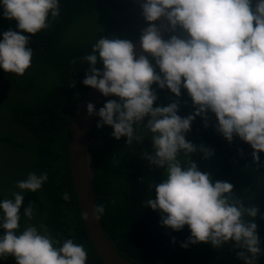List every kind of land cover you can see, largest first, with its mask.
Wrapping results in <instances>:
<instances>
[{"label": "clouds", "instance_id": "obj_1", "mask_svg": "<svg viewBox=\"0 0 264 264\" xmlns=\"http://www.w3.org/2000/svg\"><path fill=\"white\" fill-rule=\"evenodd\" d=\"M140 8L146 23L139 35L144 54L137 55L131 40L104 35L83 57L88 67L82 83L103 98L116 97L98 109L88 102L87 115L98 116L97 128L110 126L111 135L126 137L129 146L150 137L151 151L141 155L163 169L165 179L149 184L155 198L144 204L158 211L162 226L177 232L188 227L190 235L180 247L202 242L215 249L231 242L243 264H257L264 255L255 219L259 209L233 199L231 183L213 181L198 169L190 154L199 151L206 159L213 150L194 145L185 134L197 116L207 127L210 112L215 130L229 143L235 136L249 144L253 162L264 166L258 154L264 153V0H141ZM0 10L5 19L16 21L17 29L0 33V69L23 76L33 48L30 36L21 32L35 35L48 29L60 15V0H0ZM161 18L167 21V39L161 35L164 26L154 23ZM153 84L177 98L185 89L194 111L178 115V99L154 107ZM47 180V172H29L16 181L20 191L0 199V260L12 256L16 264H87L83 244L55 239L44 222L20 230L21 215L27 220L35 215L32 202L21 213L23 193L38 191ZM62 198L70 200L69 193ZM104 212L103 204L94 206L96 220Z\"/></svg>", "mask_w": 264, "mask_h": 264}, {"label": "trees", "instance_id": "obj_2", "mask_svg": "<svg viewBox=\"0 0 264 264\" xmlns=\"http://www.w3.org/2000/svg\"><path fill=\"white\" fill-rule=\"evenodd\" d=\"M141 0H60V15L51 21L48 29L30 36L33 48L31 66L23 76L6 73L0 69V199H10L16 181L29 172L37 175L47 172L48 180L36 192L25 191L23 208L32 202L35 215L27 220L21 215L20 230L28 224L44 222L51 235L61 242L72 239L83 244L87 264H106L96 252L86 229L69 166V129L73 113L80 98L89 86L85 78L87 61L92 45L102 36H115L134 42L146 23L141 15ZM2 11V10H0ZM16 29V21L0 15V33ZM176 34H179V30ZM166 33L165 39L168 38ZM98 67H101L98 65ZM157 92V105L166 106L179 100L178 115L187 116L194 111L191 98L185 89L175 97L167 88ZM108 99L104 97L99 108ZM100 118L95 116L90 145L91 165L94 171L93 187L97 205L103 204L100 217L103 227L115 248L128 259L140 264H243L236 256L239 249L226 243L213 249L207 243L180 247L190 235L185 226L181 231L160 224V214L144 201L155 198L150 183L165 179L164 170L150 166L141 155L151 151V139L126 144V137L119 140L112 135V128L96 127ZM214 114L208 113L207 127L197 116L185 139L194 145H205L213 155L203 158L197 151L189 158L202 172L211 174L213 181H227L233 185V199L246 207L259 209L255 218L257 234L264 249V166L252 160V148L238 137L229 143L215 130ZM25 154L23 159L19 156ZM264 164V153H258ZM182 163H186L183 156ZM18 160V161H17ZM12 168V169H11ZM9 173L3 175V170ZM8 177L13 182L3 186ZM68 192L70 200L62 194ZM245 219H251L245 217ZM174 238V242H173ZM0 264H16L8 256ZM257 264H264V255Z\"/></svg>", "mask_w": 264, "mask_h": 264}, {"label": "water", "instance_id": "obj_3", "mask_svg": "<svg viewBox=\"0 0 264 264\" xmlns=\"http://www.w3.org/2000/svg\"><path fill=\"white\" fill-rule=\"evenodd\" d=\"M161 27V35L166 36L165 27L167 21L161 18L154 22ZM137 55L144 54L139 46V38L134 42ZM103 95L96 89L89 87L80 98L70 123L68 143H69V163L73 177L74 187L79 200L82 215L88 214V219L84 223L89 238L101 259L106 264H140L134 262L121 254L108 237L101 218L96 220L93 215L94 206L97 205L93 187L94 171L91 165L90 145L94 143L91 129L95 116L87 115L86 105L93 103L96 109L102 100Z\"/></svg>", "mask_w": 264, "mask_h": 264}, {"label": "rangeland", "instance_id": "obj_4", "mask_svg": "<svg viewBox=\"0 0 264 264\" xmlns=\"http://www.w3.org/2000/svg\"><path fill=\"white\" fill-rule=\"evenodd\" d=\"M24 156H25V154L19 156V158H20V159H23ZM17 161H18V160H17ZM11 169H12V168H11ZM12 170H13L14 172H16V173L19 175V178H20V179H22V180L25 179L21 174H19V172H18L17 170H14V169H12ZM7 173H9V170L4 169V170H3V175H6ZM13 181H14V178H12V177H8V179H6L5 181H3V186L6 187L8 183L13 182Z\"/></svg>", "mask_w": 264, "mask_h": 264}]
</instances>
